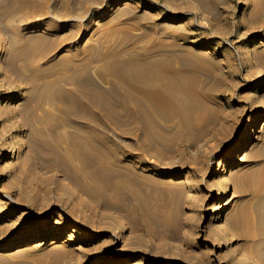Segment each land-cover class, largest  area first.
I'll list each match as a JSON object with an SVG mask.
<instances>
[{"label":"rangeland","instance_id":"1","mask_svg":"<svg viewBox=\"0 0 264 264\" xmlns=\"http://www.w3.org/2000/svg\"><path fill=\"white\" fill-rule=\"evenodd\" d=\"M53 1L35 14L8 13L0 0V264H264V0H106L73 14L55 12ZM117 26L187 36L214 113L200 137L157 165L143 160L147 189L159 194L155 209L167 212L163 224L146 223L139 208L132 217L114 209V219L91 217L87 195L31 154L27 110L42 113L50 106L44 84L75 72L34 68L65 51L77 52L72 65H99L94 56L114 46Z\"/></svg>","mask_w":264,"mask_h":264},{"label":"bare ground","instance_id":"2","mask_svg":"<svg viewBox=\"0 0 264 264\" xmlns=\"http://www.w3.org/2000/svg\"><path fill=\"white\" fill-rule=\"evenodd\" d=\"M1 1L8 2V13H43L51 4V0ZM100 1L106 0H54L52 10L64 14L91 12ZM143 4L139 2L138 7ZM134 17L142 20L146 15L135 12ZM111 30L122 35L111 40L114 46L94 56L101 58L95 67L86 61L72 65L77 52L52 55L48 65V52L42 54L46 66L36 65L35 73L53 75L61 68L64 74L70 68L75 72L44 84L42 93L50 106L42 113L34 106L27 110L31 154L41 157L44 167L56 169L63 180L87 195L91 217L114 219L113 209L127 211L132 217L139 208L146 223L163 224L168 222L167 212L155 209L159 194L147 189L151 178L143 160L148 166L157 165L176 144L200 137L214 119L207 105L209 94L198 73L201 65L187 48V36L154 26H117ZM133 30H139L137 37ZM74 35L75 31H70L63 40L68 43ZM59 45L55 43L52 49ZM92 47L89 44L85 50ZM32 92L29 89V97ZM32 116L39 125H33ZM261 119L259 116L254 128ZM228 166L226 162L222 174ZM47 179L69 193L75 191L65 182L59 183L58 177ZM258 189L256 186L254 190ZM245 260L250 261L247 256ZM111 262L116 264H107ZM101 263L97 259L92 264Z\"/></svg>","mask_w":264,"mask_h":264}]
</instances>
